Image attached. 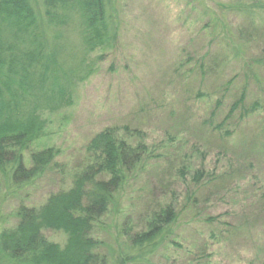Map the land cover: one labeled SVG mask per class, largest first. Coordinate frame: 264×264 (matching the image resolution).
<instances>
[{
  "label": "rangeland",
  "instance_id": "rangeland-1",
  "mask_svg": "<svg viewBox=\"0 0 264 264\" xmlns=\"http://www.w3.org/2000/svg\"><path fill=\"white\" fill-rule=\"evenodd\" d=\"M31 3L45 37L61 34L83 58L79 33L52 29L43 4ZM111 6L119 39L87 55L93 76L78 82L70 105L43 114L45 135L24 156L51 150L56 160L30 185L2 183L0 235L17 226L20 206L38 209L69 193L89 142L116 129L145 146L144 162L95 238L116 252L153 210L172 205L176 224L131 264H264V0ZM44 235L60 246L68 240L61 231Z\"/></svg>",
  "mask_w": 264,
  "mask_h": 264
},
{
  "label": "trees",
  "instance_id": "trees-1",
  "mask_svg": "<svg viewBox=\"0 0 264 264\" xmlns=\"http://www.w3.org/2000/svg\"><path fill=\"white\" fill-rule=\"evenodd\" d=\"M36 1L45 7L52 29L79 33L83 58L67 49L61 34L45 37L31 0H0V188L3 182L9 189L25 187L50 170L56 160L51 150L31 155L30 162L24 156L45 135L43 114L70 105L78 82L93 76L87 55L98 48L107 52L119 39L110 9L114 0ZM89 143L69 193L38 209L17 208V226L0 235V264L140 262L176 224L173 206H159L143 230L128 233L120 250L95 238L96 225L121 206L120 192L144 162L145 146L120 139L116 129L102 131ZM201 177L198 172L196 180ZM45 230L64 232L66 245L47 240Z\"/></svg>",
  "mask_w": 264,
  "mask_h": 264
}]
</instances>
